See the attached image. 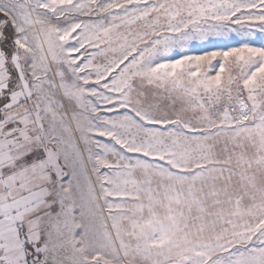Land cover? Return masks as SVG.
Wrapping results in <instances>:
<instances>
[{"label":"snow or ice","instance_id":"1","mask_svg":"<svg viewBox=\"0 0 264 264\" xmlns=\"http://www.w3.org/2000/svg\"><path fill=\"white\" fill-rule=\"evenodd\" d=\"M0 264H264V0H0Z\"/></svg>","mask_w":264,"mask_h":264}]
</instances>
